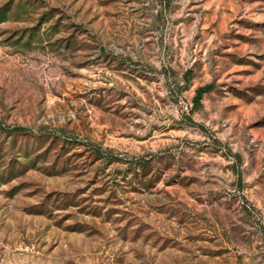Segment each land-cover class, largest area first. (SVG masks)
<instances>
[{"label": "rangeland", "instance_id": "1", "mask_svg": "<svg viewBox=\"0 0 264 264\" xmlns=\"http://www.w3.org/2000/svg\"><path fill=\"white\" fill-rule=\"evenodd\" d=\"M0 264H264V0H0Z\"/></svg>", "mask_w": 264, "mask_h": 264}, {"label": "trees", "instance_id": "2", "mask_svg": "<svg viewBox=\"0 0 264 264\" xmlns=\"http://www.w3.org/2000/svg\"><path fill=\"white\" fill-rule=\"evenodd\" d=\"M202 91H203V89H200V90H199V94H198V96L201 95Z\"/></svg>", "mask_w": 264, "mask_h": 264}]
</instances>
